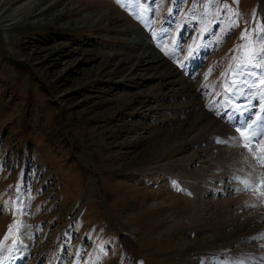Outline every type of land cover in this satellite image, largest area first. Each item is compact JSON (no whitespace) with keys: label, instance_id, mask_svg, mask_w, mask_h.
Returning a JSON list of instances; mask_svg holds the SVG:
<instances>
[{"label":"rangeland","instance_id":"1","mask_svg":"<svg viewBox=\"0 0 264 264\" xmlns=\"http://www.w3.org/2000/svg\"><path fill=\"white\" fill-rule=\"evenodd\" d=\"M1 13L0 264H264V222L247 253L179 251L206 226L264 219V186L242 183L264 182V137L249 150L216 116L245 44L264 98V0H0ZM143 43L182 80L144 66ZM199 111L228 137L191 131Z\"/></svg>","mask_w":264,"mask_h":264},{"label":"bare ground","instance_id":"2","mask_svg":"<svg viewBox=\"0 0 264 264\" xmlns=\"http://www.w3.org/2000/svg\"><path fill=\"white\" fill-rule=\"evenodd\" d=\"M6 2L7 1H4L1 4L5 5ZM2 14L3 13L0 14V17ZM138 42H139V40H133V43H135V45ZM143 44H144V47L141 48V52L138 54V59L140 60L141 63H143L144 66L148 65V68L159 69V71L163 75H165L166 77H170V78H176L178 80V82L182 80L181 78H177L179 76L178 71H176V69H174L171 65L167 64L166 61L159 55L157 50H155L153 48H149L148 43H143ZM197 113L195 114V122L190 127L191 131L197 130V133L199 132V136H202V137H204V135H207V134L212 135L215 133L216 134L220 133V135L223 137V139H226L228 137L227 135L224 136L223 133H221V131L225 132V130H226V128L223 126V124L220 123L218 120H216L214 117H212L208 112L199 111ZM195 139H198V138H194V140ZM176 144L180 145L179 142H176L175 146H177ZM211 148H213V149L218 148V146L217 147H211ZM198 150L195 153L196 156H197ZM231 150L233 152L235 151L234 149H231ZM223 151H224V148L217 152V154H216V158H218L217 160L222 158V152ZM232 156H234V155H231L230 157H232ZM242 164H244V163H242ZM240 200H242V199L239 198L238 201H240ZM243 201L244 200H242L241 202H237V200H234L233 203L238 204V205H243L244 204ZM224 205L227 206V204H224ZM197 207L200 208L201 204H198ZM196 212H198V211H196ZM198 216H199V214H197V217ZM263 222H264L263 215L261 213H258V214L256 213L252 217H248V219L241 224L236 223L233 220H230L228 222L227 221L226 222H218L215 225L212 224L211 226H206V228H204V230H203L205 232L204 233L205 236L200 241L199 244L195 243L194 246H191L190 248L187 247V248H185L183 250H179V251H181L180 253L185 252V254H187L192 250H197V246L200 247L199 249L206 248V247L209 248L210 246H216V249H230V250H233L235 253H239L241 251L247 253V251L250 250V248L253 249V247H254L256 249L257 244L252 242V240L250 239V236L252 235L251 233L255 232V229H256L255 227L261 226ZM263 225H264V223H263ZM255 249H253V250H255ZM203 250H205V249H203Z\"/></svg>","mask_w":264,"mask_h":264},{"label":"snow or ice","instance_id":"3","mask_svg":"<svg viewBox=\"0 0 264 264\" xmlns=\"http://www.w3.org/2000/svg\"><path fill=\"white\" fill-rule=\"evenodd\" d=\"M246 32H247V30H245V34L242 35V38H246ZM261 39H264V37H262ZM242 51L244 52L245 58H244V60L237 63V65H236L237 71L232 73V75L235 77H238V79H232L230 81L231 87H229L228 82H226L224 84L225 91H227L229 93L241 92L242 91L241 85H245L248 87L255 86V85H248L247 77L256 76V74L254 72H251V71H244V69H247L249 67H253V68H260L261 67L260 64L253 63V60L256 59V54L252 50V48L249 44L243 45ZM261 58H264V56H262ZM257 79L259 80L260 85L264 86V72H261L260 76H258ZM241 107L242 106L237 105L236 111H240ZM258 119H260V118H258ZM253 124H255V122H253ZM251 128H252V125H245L244 131H242L240 128L236 129L238 136L246 141L244 146L246 148H248L249 150H252L255 147V145L253 144V141H256L258 137H264V133H253L252 135H249V130ZM256 159L259 160V158H256ZM242 183L244 185L243 190L257 191L260 186H264V182H262V185H253V184L248 183L247 181H242ZM257 194H258V197L264 198V191H258ZM9 231H11V227H10ZM261 239H264V236H262Z\"/></svg>","mask_w":264,"mask_h":264},{"label":"crops","instance_id":"4","mask_svg":"<svg viewBox=\"0 0 264 264\" xmlns=\"http://www.w3.org/2000/svg\"><path fill=\"white\" fill-rule=\"evenodd\" d=\"M221 262H224L222 259L214 258L213 263L214 264H221Z\"/></svg>","mask_w":264,"mask_h":264}]
</instances>
